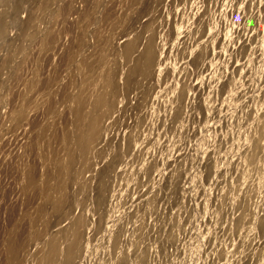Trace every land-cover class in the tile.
<instances>
[{"label": "rangeland", "instance_id": "rangeland-1", "mask_svg": "<svg viewBox=\"0 0 264 264\" xmlns=\"http://www.w3.org/2000/svg\"><path fill=\"white\" fill-rule=\"evenodd\" d=\"M12 1L0 0V12L11 8ZM57 1L63 5L69 0ZM71 1L75 12L59 26L47 20L39 29L41 17L35 16L26 31H0V264H7L8 239L15 229L23 242L12 264H53L51 238L83 211L89 228L68 264H91L94 238V258L103 257L106 264H154L156 257L150 251L156 252V242L157 253L167 255L168 264H221L233 255L228 249L224 252L228 234L235 241L237 260L232 264H264V0ZM25 5L17 17L26 21ZM154 22L155 60L140 68L138 59ZM105 53L108 60L102 62L99 57ZM80 61L96 63L94 71ZM107 65L110 70L102 80ZM87 73H92L91 78L82 79ZM83 93H89L94 107L84 120L83 141L69 177L62 190L52 192L54 197L64 192L67 204L62 212L47 207L38 214L41 199L34 193L47 179L42 156L47 147L55 148L56 130L71 119L64 110L75 106L76 97ZM146 94L149 98L139 105ZM153 124L152 134L143 140ZM48 126L52 127L46 130ZM43 131L48 134L42 135ZM158 141L161 148L154 155L150 148ZM178 150L196 155L193 162L202 167L203 205L188 210L175 207L172 216L161 218L160 223L157 218L154 236L148 235L143 222L136 229V247L124 246L127 250L120 249L121 254L124 227L120 225L110 250L103 247L106 238L99 236L111 231V199L100 222L93 225L97 215H91L103 179L128 163L126 158L136 162V173L152 174L155 169L161 174L162 164ZM147 153L154 155L149 164L142 162ZM86 154L92 157V166L84 171ZM33 169L40 180L29 183L27 175ZM53 183L57 185L58 179ZM173 194V204H179L180 189ZM158 199L154 192L153 200ZM178 212L181 215L175 216ZM200 215L204 222L193 224ZM199 229L204 253L199 244L191 242L188 248V239L183 244L180 239L190 234L197 238ZM216 233L220 238L225 235V240L219 246L222 252L212 256Z\"/></svg>", "mask_w": 264, "mask_h": 264}, {"label": "bare ground", "instance_id": "bare-ground-1", "mask_svg": "<svg viewBox=\"0 0 264 264\" xmlns=\"http://www.w3.org/2000/svg\"><path fill=\"white\" fill-rule=\"evenodd\" d=\"M12 3H13L12 7L9 8V9H11L10 14L8 13V10H9L8 7H4V9L0 12V31L5 30V29H9V30H13V31H19V32L26 31L33 26V25H31V20L35 16L41 17L40 22H38L36 24V27L39 29H43L45 27L47 20H50L51 23H53L52 26H56V25L59 26V23L66 21V17L69 13L72 14L75 12L74 8L72 7V1L71 0H69L67 3H65L63 5L58 3L57 0H31V1L29 0L28 3H27V0L25 2H24V0L23 1L22 0H13ZM24 5L28 9V11H26L27 14L25 15V17L26 18L28 17L29 20L26 19V21L22 18L19 19L17 17V13L22 11V8H24ZM26 8H25V10H26ZM54 9H55L54 13L50 14L51 11ZM76 12H78V11L76 10ZM87 13H88V11L87 12L85 11V14H87ZM113 13L112 12H106L105 15L108 16L110 14V16H111ZM121 21H122V23H124L123 20H121ZM121 21H119V23ZM157 22L152 23L148 28L144 48H143V51H142V53L138 59V66L140 68H146V67L152 65V63L155 60L154 48H155V44H156ZM88 23H91V19L89 21H87V24ZM87 24H86V26H87ZM55 29H57V28H55ZM209 49H210V46H209ZM207 53H208L207 51H205L203 53L204 57L207 56ZM99 58H100V61L105 62L108 60V54L105 53V54L101 55ZM92 61H90V62L82 61L85 63V65H86L85 67H88L90 71L91 70L94 71V66L96 65V63L94 65ZM95 61H96V59H95ZM80 67H82V66H80ZM88 68H86V69H88ZM109 70H110V65H107L106 69L104 70V73H102V75H103L102 80L105 79ZM95 73H96V70H95ZM78 74H79V71H78ZM91 74L92 73L82 74L83 76L81 74L80 75H81L82 79H86L88 76L91 78V76H92ZM85 76H87V77L83 78ZM74 95H76V94H74ZM149 95L150 94H146L143 97H141L138 101V104L139 105L145 104L146 100L149 98ZM69 99L71 100V98H69ZM75 100H78L77 104L75 106L71 105L66 110H64L65 114H67L69 116L67 118V120L69 118H71V119L68 120V123L65 121L67 123V124L65 123V126H63L64 125V122H63V125H62L63 127H62V129H60V131L56 130V133L54 132L55 133L54 136H56L54 138L58 139L57 140L58 143H56L57 145H55L54 149H53L54 146L52 147V145H51L52 148L47 147V149L48 148H50V149L47 152H45L47 150V149H45L44 155L42 156V158H44V160H43L44 165L47 167L45 170V172L47 174V177H46L47 179L44 178V180H43V184H44L43 188L40 191L34 193L36 195V197L38 196V199L39 198L41 199V202L38 203V205L36 207L38 214H41V215L43 214V212L45 211V209L47 207L52 208L53 212H56V213L62 212L64 207L67 204V196L64 192L59 194L60 196H58V197H54L52 192H53V189L58 188V189L62 190L64 187V180L68 176L69 170L71 169L70 164L73 163L74 161H76L75 160V157H76L75 153L80 149L82 141H83L84 120L87 117V115L92 111V109L94 107L93 103L89 99V93H86V94L83 93L82 95L80 94V96L78 94V97H76ZM68 102H70V101H68ZM65 118L63 120H65ZM53 122L55 123V121H53ZM53 122H52V124H53ZM154 124L148 129L143 140L146 141V139L152 134L154 127H155ZM50 127H52V126H50ZM50 127L49 126L46 127V130L49 129ZM55 127L57 129V126H55ZM59 127H60V125H59ZM44 131L41 132V134L44 133ZM47 132H45V133L48 134ZM50 134H52V132ZM47 136L49 137V135H47ZM43 137L44 136H42V138ZM131 139H132V136H130L129 138L126 139V148H128V150L130 149V146H131V141H132ZM50 140H47V141L50 142ZM52 143L53 142H51V144ZM48 145H50V144L47 143L46 146H48ZM53 145H54V143H53ZM91 158L89 157V155L86 154V157L84 158V161H83L84 171L87 167L89 168L90 164L92 166ZM117 173H118V169L114 170L112 174H108L107 177H105L103 179V181L101 182V184L98 187V196L96 198V204L93 206V208L96 206L98 207V209H97L98 214H97V210H95V208L91 209L92 214L90 212L88 213V214H91L93 216L95 214L97 215L96 218L94 217L95 219L91 217L93 225L97 224L98 222H100L104 218L108 203L111 199L112 191L114 189V184L116 183ZM110 175H111V179L109 178ZM27 177H28L29 183L39 182V180H40L38 172L35 169L30 170L28 172ZM55 179H58L57 185H54V183H53ZM36 210H34V211H36ZM246 213H248V212H246ZM87 216L88 215H85L84 211L80 212L78 217L73 222L69 223L68 225H65V227L59 229V231H57L53 235V237L51 238L50 243H49V245H50L49 251H50V255H51L53 264H60L61 263L59 261L60 259H63L62 264H68L69 262L74 260L75 256L78 253L80 237H82L84 235V233H86V231L89 228ZM30 217H32V216H30ZM39 218H40V216H39ZM39 218L36 217V220H38ZM249 218H250V214H249ZM244 221L246 222V220H244ZM10 234H11V232H10ZM22 242L23 241L21 240L20 233H18L17 230L15 229L12 232L10 238L8 239V244H7V249H6L7 259L5 258L7 261L5 263L12 264L15 261L18 249L22 245ZM58 261L60 263H58Z\"/></svg>", "mask_w": 264, "mask_h": 264}, {"label": "built area", "instance_id": "built-area-1", "mask_svg": "<svg viewBox=\"0 0 264 264\" xmlns=\"http://www.w3.org/2000/svg\"><path fill=\"white\" fill-rule=\"evenodd\" d=\"M154 140L155 139H153V141ZM180 147L184 149L186 146H180ZM160 148L161 146L158 141L151 146L150 151L153 150L154 155H155V154H158V151ZM135 149H136V146H135ZM181 151H184V150L173 151L170 154V156H168L169 160L165 162L164 164H162L161 171H163V173L161 174L159 173L160 171L155 170V169L152 174L145 173V171L136 173V162H134L133 158L132 159L126 158V160H128V163L125 164L126 162L125 161L118 167V173L116 175V183L114 184V187L116 189L112 191L113 196L109 204L110 217H111V220L109 223L112 224L111 231L109 229L103 232L101 231L102 233L99 236L101 238H106L105 241L107 243L103 244L102 245L103 247L110 246L108 248L110 250L111 245H112L111 242L113 240V237H115L116 235V234L113 235L114 231H116L117 233L120 225L124 227V230L121 234V240L123 238V241L119 244V247H120L118 249L119 254L122 253V252H119L120 249H123V250L126 249V247L124 248V246H127L128 248H130V246L133 245L134 248L136 247V229L143 222L144 224L146 223V226L148 227L147 229L148 235L150 236V232H151L153 233V236H154V234L157 233L155 231V228L158 225L156 224V222L159 220L158 223H160L161 218H166V217L168 218L172 216L171 210L173 208L177 207L180 209L184 208V210H188L187 209L188 207L189 208L193 207L195 209H199L203 205L202 201L205 198L204 196H199L200 192L203 190L202 167L199 166L197 162L196 163L193 162V157L196 155H193V156L187 155L185 153H180ZM154 155H149V153H147V156L144 157L145 159L142 160V162L146 163L148 161V163L146 164L151 163V159L153 158ZM194 165L196 166L194 167ZM174 177H176V179H174ZM153 178H156V179H153ZM176 180H177L178 186L175 187L174 185L176 183ZM177 188L180 189L182 201L179 204H173V198L175 194L170 195V192L172 193L176 192ZM213 188L214 187H211V189ZM154 192H158L159 194V199L157 201L153 200ZM191 200L193 201L191 202ZM156 203H158V205ZM180 215L181 213L178 212L175 216H180ZM175 216L173 215V218ZM157 218H160V219L157 220ZM189 220H191V218ZM196 220L195 222L192 221L193 224L200 226L204 222L203 215H200L199 217H197ZM184 229L185 228H183L182 231H180V229H177V232L178 230L180 232H183ZM163 231H167V230L164 229ZM201 231L202 229H199V231L196 232L197 238L193 234H190V236L192 235L193 237H190V236L181 237L180 233H178V236L181 237L180 239L182 241V244H183V241L188 239L185 244V246H187L188 248H190L191 242L192 244L193 243L196 245L199 244V246L201 247L200 248L201 252L204 253L203 247L205 245V241H204V238L200 237ZM215 231L216 230H214L213 232ZM109 232L111 233L109 234ZM123 235L125 236L123 237ZM214 235H213L214 246L212 249V256H215L219 252H222L219 246L220 244H222V241L225 240L224 238L225 235L222 238H220L218 233ZM226 238L227 240L229 238V240H228V247L226 248V251L224 252H227V249H228V251L230 253L232 252L233 255L229 257V259L231 258L230 260L228 258H223L220 261V263L221 264H225V263L232 264L234 261L237 260L236 255L234 254L235 249L233 247L235 241H233V235L231 234L226 235ZM93 240L95 241V238L92 239L91 248H90L89 260H92L91 264H106L103 257L101 258L99 257L97 258V260H96V257L94 258L95 250L97 249V247L95 246V243ZM227 240L225 241L226 244H227ZM151 245H149L150 249L153 246ZM154 245L155 247H157L155 249L156 252H154V249L153 250L151 249L150 251L151 255L153 254V256L156 257V259L154 260V264H158V262L160 264H168L169 263L167 260L168 256L166 255L164 257V254L160 252L157 253V250L159 249V247L157 246L158 242H156ZM133 249H130V250H133ZM161 254H162V257L160 256ZM208 256H209V253H208ZM205 264H207V262Z\"/></svg>", "mask_w": 264, "mask_h": 264}]
</instances>
